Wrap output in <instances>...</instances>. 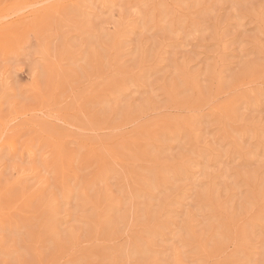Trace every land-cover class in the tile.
Wrapping results in <instances>:
<instances>
[{"label":"rangeland","instance_id":"374dc122","mask_svg":"<svg viewBox=\"0 0 264 264\" xmlns=\"http://www.w3.org/2000/svg\"><path fill=\"white\" fill-rule=\"evenodd\" d=\"M0 264H264V0H0Z\"/></svg>","mask_w":264,"mask_h":264}]
</instances>
